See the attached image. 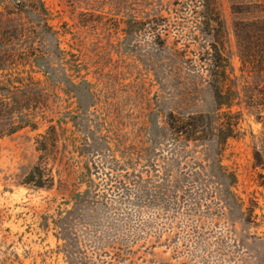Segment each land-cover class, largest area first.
Instances as JSON below:
<instances>
[{
    "label": "rangeland",
    "instance_id": "1",
    "mask_svg": "<svg viewBox=\"0 0 264 264\" xmlns=\"http://www.w3.org/2000/svg\"><path fill=\"white\" fill-rule=\"evenodd\" d=\"M261 2L215 0L221 28L201 0H0V132L24 126L0 138V264H264V78L235 32ZM205 29L235 92L220 155L167 126L215 111ZM37 164L52 185L24 183Z\"/></svg>",
    "mask_w": 264,
    "mask_h": 264
},
{
    "label": "trees",
    "instance_id": "2",
    "mask_svg": "<svg viewBox=\"0 0 264 264\" xmlns=\"http://www.w3.org/2000/svg\"><path fill=\"white\" fill-rule=\"evenodd\" d=\"M214 3L215 0H201L203 23L208 27L216 24L222 28V20ZM255 5L261 13H264V2ZM235 32L242 71L264 78V15L239 22L235 26ZM221 33L222 29H217L214 33L205 29V34H211L215 39L210 44L213 51L210 53L213 68L209 82L216 104L215 111L212 113L194 112L187 115L171 112L167 117V126L173 136L200 145L210 143L209 146L215 148V155L221 154L227 140L236 133L238 125L237 115L231 109L235 92L227 86L230 63L221 48L223 45ZM258 87L257 95L264 104V83ZM20 128H24V126L18 124L13 126L8 133L0 132V138L13 134ZM211 168L212 175L217 177L222 185L234 186L236 183L235 174L226 169L220 159L216 158L211 164ZM45 171V168L37 164L25 176L24 183L37 187L52 185L53 178Z\"/></svg>",
    "mask_w": 264,
    "mask_h": 264
}]
</instances>
